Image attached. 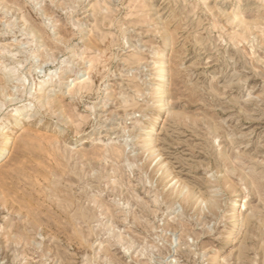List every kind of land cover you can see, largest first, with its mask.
Instances as JSON below:
<instances>
[{"label": "rangeland", "instance_id": "obj_1", "mask_svg": "<svg viewBox=\"0 0 264 264\" xmlns=\"http://www.w3.org/2000/svg\"><path fill=\"white\" fill-rule=\"evenodd\" d=\"M0 84V264H264V0H0Z\"/></svg>", "mask_w": 264, "mask_h": 264}, {"label": "bare ground", "instance_id": "obj_2", "mask_svg": "<svg viewBox=\"0 0 264 264\" xmlns=\"http://www.w3.org/2000/svg\"><path fill=\"white\" fill-rule=\"evenodd\" d=\"M159 66V69L161 70V68H162V66H160V65H158ZM5 70H3V72H4ZM7 71V70H6ZM11 71V70H10ZM5 74H6V76H7V74H8V72H5ZM8 77V76H7ZM164 80V76H159V82H161V81H163ZM3 82V81H2ZM8 82V80L7 79H5L4 80V84H6ZM163 83V82H162ZM159 85L160 84H157L156 86L159 88ZM0 86H1V84H0ZM162 86V85H161ZM2 87H3V85H2ZM1 88V87H0ZM90 88V87H89ZM163 89V88H162ZM1 92V91H0ZM158 94H159V96H158V100H160L161 99V94H163V92H162V90L161 89H159V91H158ZM153 125V124H152ZM148 130H150V129H148ZM150 132H151V130H150ZM150 132H148V136H150ZM5 139H4V141L3 142H6V141H8V139H10V134H7V135H5ZM150 142V140L149 141H147V143H149ZM4 153H5V149L4 148H0V159L4 156ZM157 157H160L159 156V154H158V156ZM173 193V192H172ZM182 194V193H181ZM181 194H180V196H181ZM179 195H178V197H180ZM190 197V195L188 194V195H186L185 197H184V201L185 200H187L188 198ZM188 201V200H187ZM95 213H97V212H95ZM74 219V218H73ZM74 221H76V218L74 219Z\"/></svg>", "mask_w": 264, "mask_h": 264}]
</instances>
